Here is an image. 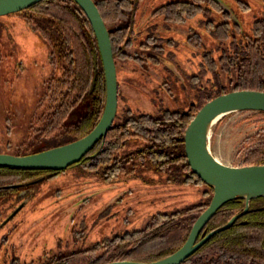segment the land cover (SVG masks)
I'll return each instance as SVG.
<instances>
[{"label":"rangeland","instance_id":"1","mask_svg":"<svg viewBox=\"0 0 264 264\" xmlns=\"http://www.w3.org/2000/svg\"><path fill=\"white\" fill-rule=\"evenodd\" d=\"M170 1L174 0H140L135 28L143 34L129 51L139 49L138 41L149 45L139 58L116 60L119 110H185L198 99L202 81L193 75L200 73L204 50L212 49L217 55L219 41L208 34L205 20L209 17L203 13L180 22L164 19L162 6ZM246 1L250 7H231L249 32L261 9L257 0ZM45 24L42 18H28L23 11L0 15V153L15 152L25 141L41 110L46 80L59 71L49 61L51 44L39 29ZM147 35L152 39H146ZM222 45L227 47V41ZM86 109L87 101H81L66 122L77 120ZM259 128H264V121L257 111L228 113L210 126L209 149L224 164L244 165L245 139ZM56 140L44 139L32 149L40 151ZM146 143L130 136L119 153H132ZM188 175L189 170L176 164L158 168L133 156L109 178L102 170L75 164L12 191L0 197V264L12 258L21 264H45L54 255L85 250L116 233L142 229L157 212L198 204L210 185Z\"/></svg>","mask_w":264,"mask_h":264},{"label":"trees","instance_id":"2","mask_svg":"<svg viewBox=\"0 0 264 264\" xmlns=\"http://www.w3.org/2000/svg\"><path fill=\"white\" fill-rule=\"evenodd\" d=\"M108 26L113 55L116 60L139 58L145 55L146 41L135 40L143 33L135 27L140 0H94ZM229 3V2H228ZM174 0L162 6L164 19L180 22L203 13L206 29L218 39L217 55L212 49L202 52V68L198 76L197 101L185 110L163 108L158 113L134 112L131 108L117 109L107 134L89 150L77 164L90 170H102L107 178L124 168L133 156L149 164L166 168L171 164L189 170L188 178L201 179L192 172L185 155L184 131L201 106L215 96L234 89L264 91V0H257L260 14L245 32L241 21L230 12L235 7H250L246 0ZM225 6V7H224ZM228 8V9H226ZM31 18L45 21L39 27L51 44L50 63L59 68L46 80L40 99V112L30 124L24 142L13 154L37 152L34 143L55 137L61 145L87 134L100 119L106 101V81L100 51L92 26L74 0H40L22 10ZM211 15H220L214 20ZM134 34V35H133ZM146 39H152L147 35ZM227 41V47L222 43ZM231 87L228 86V84ZM87 101L86 112L77 120L67 117L81 101ZM264 121V111H257ZM227 115V114H226ZM222 116L218 121L223 119ZM130 136L146 140L132 153L121 155ZM244 165L264 164V128L245 139ZM47 149L42 147L41 150ZM52 171L0 165V197L17 191L19 185ZM58 173V172H57ZM206 198L195 205L172 212H157L142 229L127 230L95 243L93 246L66 255H54L45 264H104L116 260L153 261L177 250L186 240L198 215L210 203L213 189L204 191ZM246 207V198L235 197L224 203L206 223L199 234L223 226L233 215ZM8 264H21L17 258ZM180 264H264V195L249 200L248 210L232 225L209 238Z\"/></svg>","mask_w":264,"mask_h":264},{"label":"water","instance_id":"3","mask_svg":"<svg viewBox=\"0 0 264 264\" xmlns=\"http://www.w3.org/2000/svg\"><path fill=\"white\" fill-rule=\"evenodd\" d=\"M38 1L40 0H0V15L22 11ZM74 1L84 11L92 26L103 63L106 101L102 115L95 126L80 138L23 155L0 153V165L61 171L78 163L107 134L114 122L118 109L119 83L108 25L94 0ZM230 14L236 19L232 12ZM240 110L264 111V91L234 89L219 94L204 103L185 128L184 149L187 162L192 172L213 189L210 203L194 221L185 242L171 254L157 260H116L104 264H180L214 234L229 228L248 210L251 198L264 195V164L230 166L217 159L208 146L210 126L222 116ZM47 176L49 175L38 177L18 187L36 183ZM238 196L246 198L244 210L233 215L223 226L199 238L204 226L216 211L224 203ZM19 208L20 206L13 214Z\"/></svg>","mask_w":264,"mask_h":264},{"label":"flooded vegetation","instance_id":"4","mask_svg":"<svg viewBox=\"0 0 264 264\" xmlns=\"http://www.w3.org/2000/svg\"><path fill=\"white\" fill-rule=\"evenodd\" d=\"M79 163V162H78ZM77 164V163H76ZM75 165V164H74ZM57 172H59V171H57ZM57 172H54V171H52L51 173H45V174H43L42 176H44V175H53V174H56ZM41 177V176H40ZM23 187H25V186H21V187H19V189H22ZM18 189V190H19ZM17 190V191H18Z\"/></svg>","mask_w":264,"mask_h":264}]
</instances>
